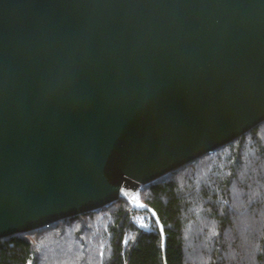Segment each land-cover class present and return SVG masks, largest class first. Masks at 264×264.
I'll return each mask as SVG.
<instances>
[{
  "label": "water",
  "instance_id": "water-1",
  "mask_svg": "<svg viewBox=\"0 0 264 264\" xmlns=\"http://www.w3.org/2000/svg\"><path fill=\"white\" fill-rule=\"evenodd\" d=\"M264 122V0H0V238L126 198Z\"/></svg>",
  "mask_w": 264,
  "mask_h": 264
},
{
  "label": "trees",
  "instance_id": "trees-1",
  "mask_svg": "<svg viewBox=\"0 0 264 264\" xmlns=\"http://www.w3.org/2000/svg\"><path fill=\"white\" fill-rule=\"evenodd\" d=\"M139 199L0 238V264H264V122L144 184ZM147 224L142 229L136 223Z\"/></svg>",
  "mask_w": 264,
  "mask_h": 264
},
{
  "label": "rangeland",
  "instance_id": "rangeland-1",
  "mask_svg": "<svg viewBox=\"0 0 264 264\" xmlns=\"http://www.w3.org/2000/svg\"><path fill=\"white\" fill-rule=\"evenodd\" d=\"M135 197H136V198L139 197V192L135 195ZM138 199H139V198H138ZM140 200H141V199H140ZM136 223H137V224L139 225V227L142 228V229H146V228H148L147 224L142 223L141 221H136Z\"/></svg>",
  "mask_w": 264,
  "mask_h": 264
},
{
  "label": "built area",
  "instance_id": "built-area-1",
  "mask_svg": "<svg viewBox=\"0 0 264 264\" xmlns=\"http://www.w3.org/2000/svg\"><path fill=\"white\" fill-rule=\"evenodd\" d=\"M147 229V228H146Z\"/></svg>",
  "mask_w": 264,
  "mask_h": 264
}]
</instances>
